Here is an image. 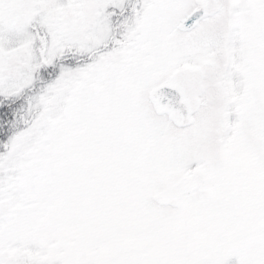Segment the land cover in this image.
I'll list each match as a JSON object with an SVG mask.
<instances>
[{"label":"snow or ice","instance_id":"6c2138e0","mask_svg":"<svg viewBox=\"0 0 264 264\" xmlns=\"http://www.w3.org/2000/svg\"><path fill=\"white\" fill-rule=\"evenodd\" d=\"M0 264H264V0H0Z\"/></svg>","mask_w":264,"mask_h":264}]
</instances>
